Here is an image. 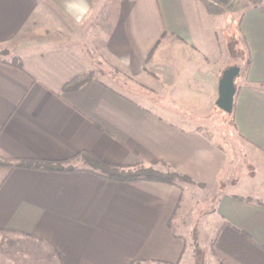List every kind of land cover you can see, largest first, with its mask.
<instances>
[{
	"label": "crops",
	"instance_id": "obj_1",
	"mask_svg": "<svg viewBox=\"0 0 264 264\" xmlns=\"http://www.w3.org/2000/svg\"><path fill=\"white\" fill-rule=\"evenodd\" d=\"M263 3L247 0L238 28L233 127L247 165L238 174V160L196 119L217 107L223 71L208 58L199 0H0V48L11 51L0 56V159L67 162L87 152L193 181L0 167V235L40 245L58 264H178L186 244L172 224L189 184L199 213L213 205L216 263L264 264Z\"/></svg>",
	"mask_w": 264,
	"mask_h": 264
},
{
	"label": "rangeland",
	"instance_id": "obj_2",
	"mask_svg": "<svg viewBox=\"0 0 264 264\" xmlns=\"http://www.w3.org/2000/svg\"><path fill=\"white\" fill-rule=\"evenodd\" d=\"M199 1L201 5V14H203V26L206 28L210 47L208 58L212 59V61L215 60V64H217L216 66L219 70L221 68L224 70L228 65H232L234 62H239V57L242 56L245 50L243 47V40L240 37L241 34L238 33V21L243 14V9L247 4V0ZM239 41L241 44L240 53L237 48ZM7 53H11V51L7 48L2 50L0 48V56L3 57ZM239 54L241 56H239ZM151 62L152 61H148V67ZM151 74H154V72L152 71ZM239 78L240 77L235 80V85ZM196 119L200 124L204 125L205 128L203 129H205L208 134L214 136L215 140L220 144H224L228 153H230L231 156H234L236 161L238 160L239 166L235 168V172L238 171V174L244 172L247 165L244 164L245 160L243 152H240L241 145L236 138L231 116L219 110L217 107H213L209 115L198 116ZM81 160L82 159H75L71 162V165L82 166ZM188 185L186 193H189V195L182 200V203L186 206L187 211L189 209V218L186 220L181 217V214H185L186 210L182 211L180 208V212L177 213L179 220H176V222L173 221L174 223L172 224L175 232L180 236H183L186 244L183 259L178 264H217L214 256H212L209 241L211 233L213 235L214 232V227H211L214 223L208 217L212 212L211 210H213V195H207L208 191H204L202 194L203 198H206V201H211L212 206L209 207L210 212L206 211L204 213H199L198 205L195 202L198 200V193L195 192L196 189L194 187H188ZM191 190H194V193H191ZM191 201H194V203H191ZM188 203H191L192 206H189L190 204ZM204 217L205 219L203 220ZM211 238L213 239V237ZM33 251L35 253V258H33L32 256L34 255L30 253ZM0 258V262L3 264H39L40 260H45L43 261L45 264H58L56 258L51 255L48 256V253L42 246H36L31 242H14L12 239L8 237L6 238L4 235H0ZM141 264L155 263L141 262Z\"/></svg>",
	"mask_w": 264,
	"mask_h": 264
},
{
	"label": "trees",
	"instance_id": "obj_3",
	"mask_svg": "<svg viewBox=\"0 0 264 264\" xmlns=\"http://www.w3.org/2000/svg\"><path fill=\"white\" fill-rule=\"evenodd\" d=\"M264 5V3H263ZM114 14L111 8L107 9L104 12V16H109ZM241 21L242 16L238 21L239 28L241 27ZM250 63L248 60L245 61L244 66V75L247 73L249 69ZM93 79L92 73L82 75L80 77H76L65 85V89H76L79 88L81 85H84L86 82ZM234 108V105H233ZM232 118V122L234 123V115H233V109L230 114H228ZM74 158H80L83 161L84 167L83 169H77L74 168V166H65V163H69L71 160H68L67 162L62 161H42V160H30V159H20V160H5L0 159V167L6 168V169H29V170H38L43 172H53V173H59V172H66V173H72L75 171H87L95 174L96 176H100L108 181H113L116 183H131L136 181H154V182H164L168 184H178V183H193L192 180L188 176L179 175L178 173H165L160 172L156 169H152L150 167L148 168H137L135 170H126L123 167L113 165V164H106L103 161H101L98 158H95L91 154L87 152H83L78 154ZM131 264H141L139 261H133Z\"/></svg>",
	"mask_w": 264,
	"mask_h": 264
},
{
	"label": "water",
	"instance_id": "obj_4",
	"mask_svg": "<svg viewBox=\"0 0 264 264\" xmlns=\"http://www.w3.org/2000/svg\"><path fill=\"white\" fill-rule=\"evenodd\" d=\"M243 71V66L239 62H234L228 65L221 73V78L218 82V98L216 100L217 107L230 114L234 105V96L236 94L235 80L240 77Z\"/></svg>",
	"mask_w": 264,
	"mask_h": 264
}]
</instances>
